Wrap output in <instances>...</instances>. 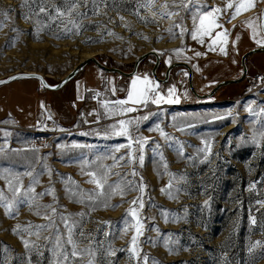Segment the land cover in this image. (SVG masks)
<instances>
[{"label": "rangeland", "instance_id": "1", "mask_svg": "<svg viewBox=\"0 0 264 264\" xmlns=\"http://www.w3.org/2000/svg\"><path fill=\"white\" fill-rule=\"evenodd\" d=\"M241 2L0 0V78L36 71L55 84L90 55L131 71L156 50L158 76L187 62L205 94L264 46V0L229 22ZM211 19L222 27L204 34ZM155 59L136 73L150 82L140 102L139 76L102 69L112 82L84 101L78 74L56 90L33 77L0 85V116L8 102L35 115L0 121V264H264V52L208 98L183 66L154 78Z\"/></svg>", "mask_w": 264, "mask_h": 264}, {"label": "water", "instance_id": "2", "mask_svg": "<svg viewBox=\"0 0 264 264\" xmlns=\"http://www.w3.org/2000/svg\"><path fill=\"white\" fill-rule=\"evenodd\" d=\"M260 24H261L262 32L264 34V4H263V6L261 8V12H260ZM258 52H264V46L253 47V48L247 50L242 55L241 64L243 67V73L241 76L236 77V78L222 79L211 89L210 92L205 93V94H200L196 90V88L194 87V83H193L194 70H193V67L187 62H184V61L183 62H173L172 64H170L167 67L165 77L160 78L157 74V67L160 63L161 56L158 54V52L156 50H149V51L145 52L144 54L140 55L135 60L134 65H133V69L131 71H125V70L121 69L120 67H116V66H109V65L103 63L96 55H90V56H87L85 59L81 60L78 64H76L72 70H70L61 80H59L55 84L49 83L46 79V76L40 72L17 71V72L11 73L7 77L0 78V85L7 84V83H10L14 80L21 79V78L33 77V78H37L45 88L50 89V90H56V89H59L60 87H62L63 85H65L67 82H69L73 77H75L90 62H93L100 69L105 70L107 72L119 73V74H122L124 76L130 77V76H133L134 74H136L138 72V68H139L140 63L146 57H148L149 55H154L156 57V62L153 66L152 72H153V75L155 76V78H157L161 82H167L170 78V74H171L172 69L177 67V66H183V67L187 68L189 71L188 80H189V85H190L192 92L201 98H208V97L214 96L217 93V91H219L223 86L233 84V83H239V82L243 81L248 74L247 58L250 55L258 53Z\"/></svg>", "mask_w": 264, "mask_h": 264}, {"label": "crops", "instance_id": "3", "mask_svg": "<svg viewBox=\"0 0 264 264\" xmlns=\"http://www.w3.org/2000/svg\"><path fill=\"white\" fill-rule=\"evenodd\" d=\"M87 66H88V64L75 77V79H76L75 80L76 81L75 87H76V92H77L76 97H77V99H79L81 101L86 100L87 92L89 90L100 91L101 90L100 88H102V89L104 88V85H103L104 82L107 83V87H108L109 83H111L113 80L111 77L104 78V75L102 74L99 67L87 69ZM143 75H144V73H138V74L133 76V77L139 76V78H137L139 80V82L137 81V82H135V84L132 83L131 88H130V91L132 93H134L133 96H136L135 97L136 102H137V100L140 102L141 95H142L141 92L143 91L144 84H146L147 86L150 84L149 78L147 80L146 76H143ZM39 82H38V84H36L37 85L35 87L36 89H38L40 87V86H38ZM117 90L119 91V86H118ZM137 98H139V99H137ZM4 104L6 106V103H4ZM40 104H41L40 105V107H41L43 105V100H41ZM5 108L7 110V107H5ZM8 110H9L8 114H4V112L1 114V116H0L1 122H2V120L8 119L10 117V115L13 116L12 115L13 111H11V109H8ZM14 120L17 121V119H15V118H14Z\"/></svg>", "mask_w": 264, "mask_h": 264}, {"label": "snow or ice", "instance_id": "4", "mask_svg": "<svg viewBox=\"0 0 264 264\" xmlns=\"http://www.w3.org/2000/svg\"><path fill=\"white\" fill-rule=\"evenodd\" d=\"M255 5H254V3L252 2V0H247V2H241V3H239L236 7H235V10H234V13H233V15L230 17V19H229V22L231 21V19H235V16L237 15V14H239L240 12H241V10L242 9H246V8H248V7H254ZM227 7L228 8H232L233 7V5L231 4V3H229L228 5H227ZM41 11H44L43 9H41ZM215 12H220L221 11V9L220 8H215V10H214ZM61 15H63V13H60ZM209 17H213V12H208V13H206L205 14V16L204 17H202L201 18V26L203 27L204 26V21L206 20V19H208ZM212 27H222L221 25H218L217 23H216V21H215V19H211V20H209V23H208V26H207V28H205L204 29V34H210V32H211V28ZM224 34H226V30H225V33H221V34H219V35H224ZM196 38V36L195 35H193V39H195ZM201 42H203V40L201 39ZM213 43H215V41H213ZM196 55H200V53H196ZM133 84H135V81H133ZM173 90H170V92H169V94L171 95V92H172ZM130 99H131V95H130V97H129ZM169 103H172V102H175V101H172V100H169L168 101ZM121 103H123V102H121ZM129 110H131V109H129ZM121 123L123 124L124 122L123 121H121ZM93 176H94V174H92ZM95 183H97V184H99V186L102 188L103 187V184H100V182L99 181H94ZM133 203L135 204V203H137V201H133ZM141 207H142V203H141V205H140ZM8 207H11L10 205H8ZM138 231H139V229H138ZM136 243V237H133V244H135Z\"/></svg>", "mask_w": 264, "mask_h": 264}, {"label": "trees", "instance_id": "5", "mask_svg": "<svg viewBox=\"0 0 264 264\" xmlns=\"http://www.w3.org/2000/svg\"><path fill=\"white\" fill-rule=\"evenodd\" d=\"M99 58V56H97ZM100 59V58H99ZM232 67V65H231ZM233 68L230 69L232 71ZM207 76V75H206ZM47 79V77H46ZM14 82V81H13ZM37 91H40V88L37 89ZM7 109H11V111H14L16 113V119L17 121L23 125V126H30L34 123L35 115L34 111L32 109L27 108L26 106H18L15 107L12 106L13 104L11 102L6 103ZM12 106V107H10Z\"/></svg>", "mask_w": 264, "mask_h": 264}, {"label": "flooded vegetation", "instance_id": "6", "mask_svg": "<svg viewBox=\"0 0 264 264\" xmlns=\"http://www.w3.org/2000/svg\"><path fill=\"white\" fill-rule=\"evenodd\" d=\"M147 58V57H146ZM156 58V57H155ZM155 62H156V59H155ZM155 64V63H154ZM154 64L152 65V68H153V66H154ZM140 65H141V63H140ZM139 65V66H140ZM169 66V65H168ZM168 66H166L165 67V73H166V69H167V67ZM163 67V65H162V63H161V59H160V63H159V65H158V67H157V74H158V72H159V70H161V68ZM139 69V68H138ZM173 70V69H172ZM172 72V71H171ZM153 73V72H152ZM162 73V72H161ZM171 75V74H170ZM160 77V76H159ZM165 77V74H164V76H163V78ZM160 78H162V77H160Z\"/></svg>", "mask_w": 264, "mask_h": 264}, {"label": "bare ground", "instance_id": "7", "mask_svg": "<svg viewBox=\"0 0 264 264\" xmlns=\"http://www.w3.org/2000/svg\"><path fill=\"white\" fill-rule=\"evenodd\" d=\"M160 46H168L170 45V43L166 42V41H162L160 43H158Z\"/></svg>", "mask_w": 264, "mask_h": 264}, {"label": "built area", "instance_id": "8", "mask_svg": "<svg viewBox=\"0 0 264 264\" xmlns=\"http://www.w3.org/2000/svg\"><path fill=\"white\" fill-rule=\"evenodd\" d=\"M262 79H263V76H261V75H259L258 77H257V82H261L262 81Z\"/></svg>", "mask_w": 264, "mask_h": 264}]
</instances>
